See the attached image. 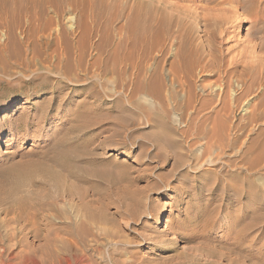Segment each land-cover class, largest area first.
Masks as SVG:
<instances>
[{
    "label": "rangeland",
    "instance_id": "rangeland-1",
    "mask_svg": "<svg viewBox=\"0 0 264 264\" xmlns=\"http://www.w3.org/2000/svg\"><path fill=\"white\" fill-rule=\"evenodd\" d=\"M57 1V5L39 7H31L21 1L22 7L29 8L26 10L24 7L20 13L13 12L15 21L11 26L0 25V168L11 163L41 160L25 152H37L56 139L65 141L63 133L68 128L83 125L86 131L80 133L78 139L89 143L84 149L93 154L100 152L103 158L108 159L111 157H107L109 153L112 154L114 163L108 169L120 180L109 185L92 179L91 186L84 183L77 186L83 198L81 215L88 212L96 216L95 221L80 219L85 233L80 236L78 248L90 262H94L91 263L112 264V259L116 264H203L207 258L199 256L198 251H214V259L219 260L218 257L228 254V247L238 241L244 252L255 257L250 263L241 255L239 264H264V106L258 108L256 121L247 126L254 131H251L252 137L257 138L253 156L244 153L247 145L244 139H241L244 140L243 145L238 143L227 147V132L213 138L195 134L192 128L179 122V117L190 116V110L183 104L184 88L175 81L171 82L168 75L176 50V43L169 33L163 31L164 34L157 37L150 29L137 40L132 37L128 30L129 12L134 6L131 0ZM146 1L151 2L155 9L163 8L156 0ZM167 1L193 10L198 8L197 12H201L198 11L201 8L214 10L221 6L216 2ZM245 6L246 9L237 4L225 6L231 16V25L219 40L218 47L228 49L227 60L247 44L257 45L255 55L264 59V0H248ZM153 14L157 16L154 11ZM239 20L244 22L241 33L237 31ZM256 21L260 23L257 29L254 27ZM190 24L195 27L193 35L196 41L205 37L201 20L189 17L187 25ZM10 27L17 47H9L6 51L3 42L7 41ZM171 30L176 29L172 27ZM255 30L259 32L253 33ZM27 36L31 38V45L22 44V39ZM80 39L84 43L81 46L83 63L87 64L77 68L72 62L79 53V44L75 41ZM114 58L118 63H114ZM68 61L70 64L65 67ZM94 61H97L96 65H90ZM156 74L161 79L159 96L143 89V85L150 82L151 87L153 84L156 86L153 83L156 82L153 78ZM252 75L256 80L246 98L251 108L262 98L264 91V75L261 77L259 70ZM185 79L192 85L195 81L198 82L195 84L201 82L198 75ZM219 81L214 74L206 77L204 83L214 85V89L217 85L222 86V99L227 102L224 116L233 120L245 117L242 101L237 106L231 102L228 104L231 89L228 83ZM214 89L213 92L206 89L203 94L197 93L212 104L209 111L217 104L218 97L212 95L218 91ZM25 98L29 102L24 103ZM47 109L49 114L45 122L32 129L41 132L43 138H27L17 144L24 149L23 155H12L14 150L9 146V129L17 130L13 126L20 117L32 119L40 110ZM4 187H8L7 192ZM9 188L8 182L0 184V264H64L63 235L58 231L65 225L64 214L73 213L59 194L60 188L54 181L32 180L25 189L16 188L19 191L22 188L20 197L23 199H20L24 201H18L16 196L19 198L21 193L14 188L9 191L15 196L11 197ZM3 189L7 195L3 194ZM11 191H15V195ZM251 191L255 193L254 201L246 197ZM13 201H22L26 203L25 207L28 206L21 210L24 205L20 202L16 208ZM52 201L57 212L54 209L47 211L52 209L49 207ZM2 205L6 208L11 206V210ZM34 205L47 212H35L31 209ZM14 209L17 215L19 210L23 214L18 215L19 220ZM248 209H254L257 214L253 228ZM33 211L39 214L36 216ZM44 214L48 222L42 216ZM24 215L29 221L23 218ZM29 215L37 221L35 218L32 221ZM247 225L250 228L244 231L242 239H237L236 232ZM8 232L13 233L14 238ZM159 233L164 237H158ZM147 236L154 240H148ZM164 239L170 242H158ZM69 250L73 253L75 247ZM195 253L197 255L194 256ZM196 256L201 261L193 263ZM219 262L225 264L222 260Z\"/></svg>",
    "mask_w": 264,
    "mask_h": 264
},
{
    "label": "bare ground",
    "instance_id": "bare-ground-1",
    "mask_svg": "<svg viewBox=\"0 0 264 264\" xmlns=\"http://www.w3.org/2000/svg\"><path fill=\"white\" fill-rule=\"evenodd\" d=\"M21 1H24V3L26 2V3L30 4L31 7H39L41 5H49V4L50 5H53V4L57 5L58 4L57 0H11V1L0 0V25L7 24V25L11 26V23L12 24L14 23L15 16H14L13 12L19 11V13H20V11H23V8L25 7V6L22 7ZM131 1H133L134 6L131 8V10L129 12L128 30H129V33L132 35V37H134L137 40L140 38V36L142 34L147 33V31L151 29V30H154L153 33L157 37L159 34H162L163 31L166 33H169L171 35V37H173L174 42L176 43V50H174L175 51L174 60L169 64L167 71H168V75H170V77L172 79L171 82L175 81V82H177L176 83L177 85L179 84L181 87L184 88V92L186 95L184 98L185 102H183V104H185L184 106L190 110V116L188 118H185L183 116L179 117V122L181 124H183L184 126H186L187 128H192L194 130L195 134L205 135V136H208L210 138L219 137V135L223 132L229 133L228 134L229 139L227 142L228 143L227 147L236 146L238 143H242V145H243V141L246 140L247 145H245L244 153L250 154L251 156H253L254 152H255L257 138H256V136L252 137L253 136L252 133L254 131L250 130V128L248 129L247 126H249L250 122L252 123L254 120L256 121V119L258 118V114H259V113H257V111L260 109L259 107H261L262 105L264 106V100L262 99L264 91H262L263 92V94L261 95L262 98L259 99L258 102L255 103L254 105L252 104L253 105L252 108L250 107L251 103L248 102L246 100V98L251 94L252 85L255 83V80H256L252 74L254 72H256V70H259L260 75H262L261 77H263V75H264V62L262 61L264 59L257 57L255 55L256 49L258 48L257 45L249 46L247 44V46L243 47L240 50H237L236 53L234 55H232L231 58H229L228 60L226 59V57L228 55V49H221L220 47H218V44H220L219 40H221L225 36V34L228 32L229 26L231 25V16L229 14V11L227 9H225V6L230 5V4H237L240 7H243L246 9L247 7L245 6V4L247 3L248 0H190V2H192L194 4H197L200 1H204L206 3L207 2L208 3L216 2L218 5H221L220 7H218V9H214V10L201 8L202 10H198L201 12L196 11L198 8L196 10L195 9L193 10V9H190V7H188L186 5H184V6L178 5L175 3L168 2L167 0H156V3L163 6L162 9H161V7H158V6H156L158 8L155 9L154 8L155 6H153L152 4H150L151 2L146 1V0H131ZM25 8L27 10L29 7H25ZM153 11H154V13L157 14V16H155L153 14ZM28 13H29V11H28ZM173 15H177V16L173 17ZM31 17H33V16H31ZM189 17L201 20V22H203V26H204L203 33L205 36L204 38H202V39L200 38V40H198V41H196L194 39L193 34H194V28L195 27L191 24L187 25ZM239 21L240 22L237 26V31L241 33V32H243V29H244V26H243L244 22L242 20H239ZM33 23H31V24H33ZM154 23L156 25L155 27L153 26ZM259 24L260 23L256 21L254 24V27L256 29L259 28L260 27ZM172 27H174L176 30L172 31L171 30ZM71 28H73V27H71ZM258 32H259L258 30H255L253 33L256 34ZM4 36H5V34H4ZM60 39H57V41L62 42ZM6 40H7L6 42H3V43H5L3 45L4 50H6V51H7V49L9 50V47H12L13 49L17 47V41L15 40L14 34L11 30V27L7 30ZM30 40H31L30 36H27V37L22 39V41H23L22 44L31 45L32 43ZM71 42H73V41H71ZM75 42H78V44H79L78 45L79 46V48H78L79 53H77L75 51L78 55L74 59V62H72V63L73 64L75 63L77 68H81L82 66H84V64H87V63H83L84 62V56H83L81 46H84V43H83V41L81 42V39L77 40ZM60 44H62V43H60ZM14 52H15V50L13 52H11V54H13ZM70 52H71V50H70ZM63 53H64V51H63ZM203 54L205 56L201 57ZM64 57H65V55H64ZM115 58H114V63H118L117 62L118 59L115 60ZM96 62L97 61H94L93 63L90 62L91 63L90 65H96ZM65 64H66L65 65V67H66L70 64V62L68 61ZM90 65H88V66H90ZM240 67H241V69H240V71H238V68H240ZM84 70H86V69H84ZM84 70H83V72L85 73L86 71H84ZM214 74L217 75V81L219 79L222 82L224 81L225 83H228L227 85L231 89V91H230L231 94H230L228 104H230V102H231L233 106H237V104L241 103V101H242V103H243L242 111L246 112L245 117L233 120V119L226 118L224 116V113L227 110V102H225L222 99L224 96V91H223L222 86L217 85V86H215V89H214L213 88L214 85L204 83V80L206 79V77L213 76ZM158 75H159V72H158ZM158 75L156 74L155 75L156 77L153 75L154 76L153 78L156 79L155 80L156 82H153V83H155L157 88H156V86H154V84H153V87H151L152 86L151 82L149 84L143 85V89L146 90L147 92L151 93L154 96H159L160 92H161V79ZM193 75H198L199 80H201L200 84H195V82H197V81H195L194 85H192V84H189L188 81L185 79V77L193 76ZM153 78L151 80H154ZM221 81H219V82H221ZM260 81L262 82V80H260ZM145 83H146V81H145ZM46 85H47V83H46ZM206 89H210L211 92H213V89H214V91H216V90L218 91V93L214 92V93H216L214 95H212L213 93H211L212 96L218 97V99L216 100L217 104H215L213 106L211 111H209L208 109H210L212 104L208 103L207 99L200 98L201 96L199 97V95L197 94V93L203 94V92H205ZM207 96H208V94H207ZM209 100H212V98ZM24 101H25L24 103L29 102L28 100H26V98ZM249 107L251 110L248 109ZM8 109L9 108L7 106V108H5L4 111L7 112ZM210 113H212V115H210ZM48 114H49V110L47 109V110H40L39 114L37 116H35L36 120H34L35 117H33L32 119L20 117L18 119L17 123L15 125L13 124L14 125L13 127L17 128V130H18V128H20L21 129V130H19L20 133H21V131H23V133L19 134L18 133L19 131L17 132V130L13 131L12 129H9L8 132H9L10 141H11L9 146H11V148H13L14 151L12 153L8 152L7 154L11 153L12 155H16V153H19V155H23L22 153H24V151H23L24 149L21 146H17L18 143L19 144L22 143L23 141L27 140V138H29V137H33V139L34 138L35 139L43 138V134L41 132L37 133V131H35V130L33 131L32 129H33V127H37L38 124H40V123L43 124L45 122ZM62 130H63V128H62ZM85 131H86V129L83 125H77L76 127H70L67 129L66 133H63L64 137H65V141L59 142L56 139L55 141H52V143H47L46 145H44V147L41 148L37 152H35V151H31L29 153L25 152L26 155L31 156V157L32 156L33 157L38 156V157H40L41 160H39L37 162H36V160L35 161L28 160V161H24V162H21L18 164H12L11 163L7 167L0 168V184L4 185V183L8 182L10 184V187H11V189L10 188L8 189V192L10 190H12V188H14V189H16L18 187H19V189H20V187L24 188L29 182H32V180L33 181H35V180L54 181L56 183V186L58 188H60V189H58V190H61V192L59 194L64 199L65 205L68 206L69 210L73 213V214L68 213V215H65L64 213L59 212V213L64 214V219L63 218L62 219L64 221L63 224L66 225V226L63 225L64 227H62L61 229L58 228V229H60L58 232H60L63 235L62 236L63 239H61V238L60 239L63 240V242H64V243H62L64 246V250H65L64 251L65 254L63 253L64 254V257H63L64 264H93L94 263L93 261H91V262H93V263H91L89 260V257L86 254H84L83 251L81 252V250H79V248H78V245H79L80 240H81L80 236L83 233H85V230H84L85 228L83 229V227H82L83 225L81 223L83 221H81L80 219L86 218L88 221H95L96 216L94 214H91L88 212H84V215H81L80 205L83 203L82 202L83 198H82V195H81L79 188L77 186L81 185L83 183L88 185V186H91L92 185V183H91L92 179L97 180L99 183H103V184L108 183L109 185H114L119 180L117 178V176L114 175L112 173V171H109V169H108V167L114 163V160L111 159L112 154L109 153V155L107 157H110V156L111 157L108 159L106 157L103 158L102 154L100 152H96L93 154V153H88V151H86L84 149L85 147L89 146V143L85 142V141L84 142L81 141L80 138L78 139V137H79L80 133H83ZM232 131H234V132L232 133ZM251 131H253V132L251 133ZM244 137L247 138L248 140L245 139ZM241 139H244V140L242 141ZM100 145H102V144H100ZM114 149H116V147ZM223 150H224V148H223ZM115 174H116V172H115ZM234 178H236V177H234ZM45 184H47V183H45ZM45 184H44V186H45ZM108 184H105V185H108ZM50 185H52V184H50ZM53 186H55V185H53ZM249 186L253 189V185L251 183L249 184ZM28 187H30V186H28ZM7 188L8 187L5 188L6 192H7ZM5 189H3L4 193L2 192L4 195L6 194ZM28 189L26 191H28ZM46 189H48V187ZM55 189H57V188H55ZM16 190H18V189H16ZM21 190H22V188H21ZM21 190L17 191V193L18 192L21 193L19 195V198H18V196H16L18 201L20 198L23 199V197H20L22 195ZM58 190H57V193H58ZM23 191H25V190H23ZM12 193L14 194L15 191ZM30 193H32V192H30ZM9 194L11 195V197L13 196L10 192H9ZM43 194L44 193H42V196H43ZM13 197H15V196H13ZM246 197L248 200L254 201L255 193L253 191H251L247 194ZM55 198H57V196ZM22 199H20V200H22ZM40 199H41V197H40ZM12 200H14V198H12ZM7 201H6V204H7ZM15 201H13V204L15 203L14 207H16V204H19L20 202L22 203V201H24V200L20 201L19 203H16ZM27 201H29V200H27ZM42 201H43V199H42ZM30 203H33V202L30 201ZM45 203H47V202L45 201ZM53 203H54V201H52V203L50 205H52ZM58 203H59V200H58ZM9 204L11 205L12 202H10ZM25 204L26 203L23 204L24 206L21 205L24 207L23 209L21 207L20 208L21 210H26L28 205H26V207H25ZM3 205H5V204H3ZM11 206H10V208H11ZM37 206H39V205H37ZM37 206H35L33 208H31L30 206L29 207L31 209H34L35 212L37 210H44V212H45V209H43V207H41V206L37 207ZM52 206H49L52 208L51 209V208H46V207H48V205L46 207L44 205V207L46 209H51V210H47V211H52L53 209L55 210L56 206H55V208H54V206L53 207ZM3 207H5V206H3ZM18 207H16V208H18ZM10 208H6V210H9ZM12 208H13V206H12ZM30 208L28 210L29 211L28 214L31 213ZM68 208H67V210H68ZM14 210H15V214H16L17 211H16V209H14ZM28 211H26L25 214ZM34 211H33V214L35 213ZM250 211H251V213H250ZM55 212H57V211L55 210ZM248 212H249V214H250L249 216L252 220L251 221V228H253L252 227L253 221L255 220L257 214H256V212H254V209H250ZM7 213H8V211H7ZM10 213H13V212H10ZM38 214H36V216ZM12 215H14V213ZM18 215H23L22 213H20V210H19ZM18 215L16 214L17 218L19 217L18 218V220H19L20 216H18ZM61 215H59V217L57 215V217L61 218L63 216V215L62 216ZM29 216L32 218V221H33V218H35V217H33L31 215H29ZM42 216L45 219H47V222H48V218H46L47 216L45 214ZM80 216H82V218H80ZM23 218H26L25 215ZM27 218H28V216H27ZM27 218L25 220H28ZM31 218H29V219H31ZM35 220H36V218H35ZM60 220L61 219H59V221ZM13 221H15V220H13ZM32 221H30V222H32ZM232 224H231V226H233ZM253 226H255V225H253ZM45 228H46V225H45ZM248 228H250L249 225H247L246 228H242L241 230H238L236 232L237 239H242V237L245 235L244 231L247 230ZM29 229H31V228H29ZM33 230H35V228ZM36 231H37V229H36ZM36 231H35V233H36ZM53 231H54V229H53ZM43 232H44V230H43ZM47 233H48L47 235L50 234L49 231ZM8 234H9V232H8ZM45 234H44V236H45L44 238H47ZM9 235L13 236V238H14L13 233H12V235L11 234H9ZM53 235H55V234H53ZM57 235L58 234H56V236ZM161 235H162V237H164V235L161 233H159L158 237H161ZM247 235H249V234H247ZM178 236L181 238L182 235L180 234ZM9 238H11V237H9ZM147 239L151 240V241L154 240L152 236H147ZM168 241L170 242V240L164 239V240H161L158 242H166L167 243ZM200 242H201V240H200ZM203 244H205V243H203ZM206 245H207V243H206ZM205 246H204V248H206ZM73 247H75V251L73 253H71V250H69V249L73 248ZM240 247H241V243L238 241L235 244L230 245L228 247V249H229V252H227L228 254L225 255V254L221 253L222 255L218 257L219 260L214 259L215 258L214 251H209L207 249V250H200L201 252L198 251V253H199V256L206 257L207 260H209V261L205 260L206 262H204L203 264H221V262H219L221 260L224 261L225 264H239L238 259L242 256H244L246 259L251 261L250 263H252L253 262L252 259H255V257L250 255L249 253L244 252ZM209 248H211V247H209ZM213 249H214V247H213ZM99 255L101 257L102 254L99 252ZM195 255H197V253H195L194 256ZM199 256H196L192 259V261L194 260L193 263H195L196 261H201V259H198V258H200ZM231 257H233V258H231ZM234 257H238V258H234ZM216 258H217V256H216ZM110 261L112 264L117 263V262H113L112 259ZM124 261H122V262H124ZM137 263H139V262L137 261ZM189 263H191V262H189ZM120 264H124V263H120Z\"/></svg>",
    "mask_w": 264,
    "mask_h": 264
}]
</instances>
